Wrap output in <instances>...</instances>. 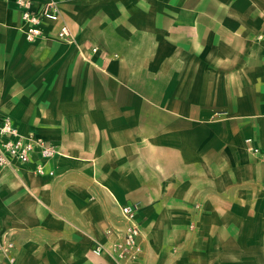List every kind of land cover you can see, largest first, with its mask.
Returning a JSON list of instances; mask_svg holds the SVG:
<instances>
[{
	"label": "crops",
	"instance_id": "crops-1",
	"mask_svg": "<svg viewBox=\"0 0 264 264\" xmlns=\"http://www.w3.org/2000/svg\"><path fill=\"white\" fill-rule=\"evenodd\" d=\"M55 1L29 41L0 0V116L58 151L0 167L14 264H115L134 202L129 264H264V0Z\"/></svg>",
	"mask_w": 264,
	"mask_h": 264
},
{
	"label": "built area",
	"instance_id": "built-area-1",
	"mask_svg": "<svg viewBox=\"0 0 264 264\" xmlns=\"http://www.w3.org/2000/svg\"><path fill=\"white\" fill-rule=\"evenodd\" d=\"M22 19V32L24 37L33 41L43 36L45 22H58L60 11L55 0H15ZM264 37V28L259 31L257 38ZM56 38L72 40V34L67 24L60 23L56 31ZM251 139L247 138L246 142ZM254 153H259L258 148L249 147ZM36 151L41 160L46 162L58 154L56 148L48 141L33 134L22 133L7 116H0V167L9 165L12 161L27 163L31 153ZM260 158L264 160V152H260ZM35 171L43 175L53 174L52 170H46L42 162H38ZM138 204L124 203L120 205V214L125 222L124 232L120 239L114 241L109 247L99 243L92 246L95 255L107 254L115 264H129L139 259L142 253L140 238L143 236L141 224L137 219ZM14 242L5 234L0 239V264H14Z\"/></svg>",
	"mask_w": 264,
	"mask_h": 264
}]
</instances>
